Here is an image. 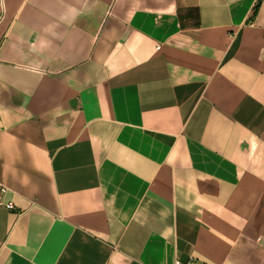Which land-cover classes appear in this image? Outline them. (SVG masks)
I'll use <instances>...</instances> for the list:
<instances>
[{"label":"crops","instance_id":"crops-1","mask_svg":"<svg viewBox=\"0 0 264 264\" xmlns=\"http://www.w3.org/2000/svg\"><path fill=\"white\" fill-rule=\"evenodd\" d=\"M0 264H264V0H0Z\"/></svg>","mask_w":264,"mask_h":264},{"label":"built area","instance_id":"built-area-1","mask_svg":"<svg viewBox=\"0 0 264 264\" xmlns=\"http://www.w3.org/2000/svg\"><path fill=\"white\" fill-rule=\"evenodd\" d=\"M6 188H1L0 190V205L1 206H5L6 208L10 209L13 207V205L11 203H4L2 201L1 195L5 194L6 192ZM172 264H206L200 260H198L197 258H195L194 256H190L189 258H187L186 260H181L176 258Z\"/></svg>","mask_w":264,"mask_h":264}]
</instances>
